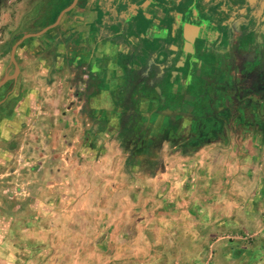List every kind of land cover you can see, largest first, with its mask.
Wrapping results in <instances>:
<instances>
[{"label": "crops", "instance_id": "0c3cea01", "mask_svg": "<svg viewBox=\"0 0 264 264\" xmlns=\"http://www.w3.org/2000/svg\"><path fill=\"white\" fill-rule=\"evenodd\" d=\"M73 2L4 0L0 19L20 3L39 33ZM235 11L79 0L19 46L0 111L23 98L36 135L0 155L25 163L0 193V264H264V60H230L225 21L262 22Z\"/></svg>", "mask_w": 264, "mask_h": 264}, {"label": "rangeland", "instance_id": "374dc122", "mask_svg": "<svg viewBox=\"0 0 264 264\" xmlns=\"http://www.w3.org/2000/svg\"><path fill=\"white\" fill-rule=\"evenodd\" d=\"M10 9L11 11H9L8 14L13 13V15L6 19H0V82L14 72V67L10 61L12 47L24 35L30 34V22L27 20L28 11L25 6L22 7L20 6V3H16ZM13 88V85H9L5 91L2 92V95H0V102L7 97L6 95L12 91ZM16 101L18 102H16L17 104H14L13 107L11 105L5 111H0V155L2 153L21 152L23 148H25V152L28 151L30 143H26L30 141V138H33L36 135H33L32 133H34V131L30 132L29 128L24 129L20 127L22 124L21 122L30 121V112L28 111V108L21 105L23 103V98L18 97L16 98ZM24 165V162L15 159L2 161L0 157V193H2L4 198H8L9 200L13 198L10 193L2 192L4 191L2 188L4 187V184H8L7 181L12 182L11 179L13 176L19 178V172L23 170L21 168ZM3 170H7V172L10 171L7 173L3 172ZM4 173H6L7 176L2 177ZM16 193H13V195ZM19 193L20 192L17 194ZM18 196L25 198L26 195L22 194ZM14 212L21 213V210L19 209ZM4 228L5 230L3 229V231L8 233L10 225L4 226ZM20 229L22 228L19 226L18 231ZM25 231L26 229H24L23 232L27 233V231Z\"/></svg>", "mask_w": 264, "mask_h": 264}, {"label": "flooded vegetation", "instance_id": "af4514ba", "mask_svg": "<svg viewBox=\"0 0 264 264\" xmlns=\"http://www.w3.org/2000/svg\"><path fill=\"white\" fill-rule=\"evenodd\" d=\"M1 2H4V0H0V3ZM232 3L234 10H236L235 13H242L244 14L243 16L247 14L246 17H250L253 14V17H257V20L262 23L259 27L258 25H254L255 27L244 30L240 26L239 20L242 18L240 16L225 21L228 23L226 38L230 41V60H264V0H232ZM219 7L221 8L220 15L228 14L226 12L227 8L229 10L227 5L220 4ZM214 9L212 10L214 11ZM212 10L210 13L214 14ZM28 21L30 22V19ZM195 46L197 47V44ZM240 67L241 66H238L237 62L234 61L232 74L235 78L240 77ZM262 71V76L259 81L255 83V88L262 91L264 95V66Z\"/></svg>", "mask_w": 264, "mask_h": 264}, {"label": "water", "instance_id": "95a60500", "mask_svg": "<svg viewBox=\"0 0 264 264\" xmlns=\"http://www.w3.org/2000/svg\"><path fill=\"white\" fill-rule=\"evenodd\" d=\"M79 0H74V2L71 4V6H69L67 9H65L61 15L59 16L57 22L55 24H53L52 26H49L47 28H45L44 30H42L41 32L39 33H34V34H26L24 35L21 39H19L15 44L14 46L12 47V50H11V56H10V59H11V63L12 65L14 66L15 68V72L12 74V75H9L7 76L6 78H4L1 82H0V89H2L5 85H7L9 82H12V81H16L18 79V76L20 74V67L17 63V60H16V53H17V50L19 48L20 45H22L26 40L30 39V38H33L35 36H40L44 33H46L47 31L51 30L52 28H54L55 26H57V24L59 23L60 19L62 18V16L64 14H66L67 12L71 11L72 9L75 8L76 4L78 3ZM235 5V4H234ZM254 66L252 63L250 62H245L244 64H242L241 66V70L242 72L244 73H250V70L253 69Z\"/></svg>", "mask_w": 264, "mask_h": 264}]
</instances>
